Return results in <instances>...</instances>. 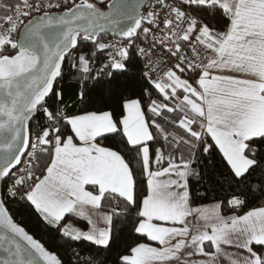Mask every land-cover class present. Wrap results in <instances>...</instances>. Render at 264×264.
Wrapping results in <instances>:
<instances>
[{
    "label": "snow or ice",
    "instance_id": "obj_1",
    "mask_svg": "<svg viewBox=\"0 0 264 264\" xmlns=\"http://www.w3.org/2000/svg\"><path fill=\"white\" fill-rule=\"evenodd\" d=\"M24 215L75 264H264V0H0V264H65Z\"/></svg>",
    "mask_w": 264,
    "mask_h": 264
},
{
    "label": "trees",
    "instance_id": "obj_2",
    "mask_svg": "<svg viewBox=\"0 0 264 264\" xmlns=\"http://www.w3.org/2000/svg\"><path fill=\"white\" fill-rule=\"evenodd\" d=\"M74 85L75 81L69 76H66L65 80L62 81L59 85L60 89H63L65 91L66 99L68 98L67 94L70 92ZM70 110H76L74 104L71 105ZM216 179L222 181V178L219 176L218 172L216 174ZM222 185L223 186H221L220 183H211L207 179L202 182H197L194 179L190 180V190L193 194V207L211 204L227 196L229 192L228 183L226 181H222ZM259 204V200L249 201L247 206L241 210V214L242 211L249 210L250 208L258 206ZM18 218L27 220L30 229L34 232L37 238H41L42 241L46 243V246H49L53 250H57L64 259L65 264H75L70 253L75 243L69 246L65 243L64 240L59 239L57 237L55 231L44 228L43 226H37L35 223V218H30L28 215H24L23 217ZM128 227L129 226L127 222L124 221L122 218L117 220L115 223V229L117 231V234L122 235L124 238H127L128 236ZM121 229H123V232L120 231ZM78 245L82 246L85 251L91 252L96 255L95 251L93 250V246H90L89 244H87V242H81ZM123 247L124 244L120 243L118 246L113 245V248L110 252L101 253V256H106L105 264H114L118 252L121 251Z\"/></svg>",
    "mask_w": 264,
    "mask_h": 264
},
{
    "label": "crops",
    "instance_id": "obj_3",
    "mask_svg": "<svg viewBox=\"0 0 264 264\" xmlns=\"http://www.w3.org/2000/svg\"><path fill=\"white\" fill-rule=\"evenodd\" d=\"M67 222L72 223L74 226L79 227L81 229L86 230L87 228V224L86 221L82 220V219H78L76 217H70L69 220ZM102 226V225H101Z\"/></svg>",
    "mask_w": 264,
    "mask_h": 264
},
{
    "label": "built area",
    "instance_id": "obj_4",
    "mask_svg": "<svg viewBox=\"0 0 264 264\" xmlns=\"http://www.w3.org/2000/svg\"><path fill=\"white\" fill-rule=\"evenodd\" d=\"M73 249H77V250H80V252H81V256H87V255H89V254H91V255H94L93 253H91V252H88V251H85L83 248H82V246H80V245H78V244H75L74 246H73V248L71 249V256H72V250ZM72 258H73V262L75 263L76 262V258L75 257H73L72 256Z\"/></svg>",
    "mask_w": 264,
    "mask_h": 264
}]
</instances>
